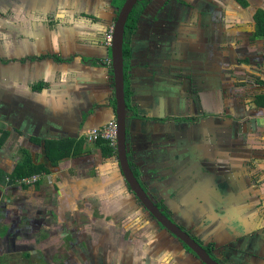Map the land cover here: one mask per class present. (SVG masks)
<instances>
[{
	"label": "crops",
	"instance_id": "1",
	"mask_svg": "<svg viewBox=\"0 0 264 264\" xmlns=\"http://www.w3.org/2000/svg\"><path fill=\"white\" fill-rule=\"evenodd\" d=\"M0 1V13L10 14L0 22V225L10 229L6 237L0 235V264H200L142 208L117 158L105 157L97 142L85 137L115 119L105 44L112 11L98 13L100 0H80L79 8L64 0ZM240 1L228 0L231 13H222L226 9L220 3L215 13H196L167 35L156 55L150 52L149 27L131 35L127 66L136 75L127 83L128 108L140 109L141 117L127 125V150L144 189L173 213L176 224L206 246L235 249L243 254L242 264H264V160H250L253 154L264 155V116L252 120L261 125L258 138L247 125L249 116L264 115V107L255 101L254 113L241 106L235 113L239 118L228 122L229 133L211 117L199 133L189 125H172L207 106L211 115L220 111L221 98L231 89L226 85L223 92L219 80L203 73L173 78L165 71L183 67L193 74L196 67H209L217 75L230 66L240 69L235 60L229 63L237 42L245 46L246 57L264 64V38L250 43L254 13ZM192 2L202 8L198 0ZM183 3H175L178 12ZM177 16L169 20L181 19ZM201 17L209 31L217 30L211 36L204 37ZM221 44L233 52L220 51ZM219 57L228 63L217 67ZM47 147L52 154L61 147L69 152L54 154L52 161ZM28 159L46 171L32 174L39 179L29 186L16 185L23 178L16 172ZM251 170L258 171L257 182ZM214 208L238 212L219 215ZM251 232L263 239L255 241L262 244V255L254 252Z\"/></svg>",
	"mask_w": 264,
	"mask_h": 264
},
{
	"label": "flooded vegetation",
	"instance_id": "2",
	"mask_svg": "<svg viewBox=\"0 0 264 264\" xmlns=\"http://www.w3.org/2000/svg\"><path fill=\"white\" fill-rule=\"evenodd\" d=\"M178 0H138L137 4L135 5V7L133 9H137V16H138V22H137V27L135 28V31L132 32V38L135 36H137L138 34V31H139V28L142 27V29L146 28V27H149L147 29L151 30L152 31V37L150 38L151 42L153 43V47H152V50L150 51L151 53L153 52V54L155 53V55L159 52V49L160 47L161 48H164L162 47L166 41V37L167 35H170L174 32V30H180L181 27H185L184 25H179L178 24V21H176V19H174V22H171V20H169V17L170 16H173L174 17H178L177 14L178 13H183L184 15H187L188 13H191L193 12L192 10V7L191 5H193V2L192 0H184V3L182 4V11L178 12L177 11V8L174 7L175 3L177 2ZM124 2V1H123ZM159 2L162 4L159 6ZM165 2V3H164ZM109 3H110V8H111V11L113 13L112 15V21L114 23L115 19H116V16L118 14L117 12V7L115 4H113V0H109ZM141 3L142 6L140 7H137V5ZM0 4H1V1H0ZM154 5V9L151 8V6ZM207 5H210V3H208ZM1 6V5H0ZM191 7V8H189ZM203 8V7H202ZM1 10V9H0ZM205 11V15H210L209 13H215V10L214 12L212 11V9H207L206 7L204 9H202ZM133 11V10H132ZM132 13V12H131ZM130 13V14H131ZM177 13V14H176ZM1 15H6V13H0V17ZM114 18V20H113ZM1 19V18H0ZM204 18H203V27H202V31H203V34L205 35L204 37L206 36H211V34L215 33L216 31L214 32H211L208 30V28L206 27V25H204ZM199 21V19H198ZM210 21V20H209ZM1 24H3L2 21H0ZM200 22V21H199ZM112 23V25H113ZM127 23V22H126ZM0 24V25H1ZM143 24V25H142ZM126 27V26H125ZM146 29V30H147ZM186 29V28H184ZM183 29V31H184ZM145 30V29H144ZM226 32V31H225ZM224 34V31L221 32ZM125 35V34H124ZM155 36V38H154ZM139 37H140V34H139ZM219 39V38H218ZM130 41V39H129ZM128 41V43H129ZM154 55V56H155ZM220 59V57H219ZM221 61V60H220ZM219 61V62H220ZM126 62V61H125ZM128 62V61H127ZM127 62H126V65H125V73L126 75L128 76H134L136 75L135 71L132 69L130 70L131 68H129L127 66ZM218 62V63H219ZM109 65H111L110 63H108ZM172 65V64H171ZM216 66V65H214ZM217 66H220V63L217 64ZM111 69V68H110ZM161 69V68H160ZM200 69H203V70H206V73H204L203 71H200ZM211 68H198L196 67L195 68V71H197V73H193V74H190L188 72V70H185L183 67L181 68H173L171 66H169L168 69H165L166 71V74L170 77H173V78H176V77H185V76H199L200 73H203L204 77H208V78H214V80H219V77H220V73H218L217 75H215V73L211 72L210 70ZM157 71L159 70V68L156 69ZM155 74L157 72H154ZM129 82V78L128 80L126 81V83ZM226 84L222 83V86L225 87ZM220 86H221V83H220ZM189 88H191L190 86V82H189ZM225 96L223 98L227 99L226 102H228V99H230L231 97L230 96H226L227 93H224ZM232 99V98H231ZM129 100V99H128ZM127 100V101H128ZM127 104H129V101L127 102ZM256 107H258L256 105ZM129 120H128V124H130V122H132L135 118H140L141 115H140V109H132L131 106H129ZM210 107L207 106L204 108L203 112H198L196 115H193L191 117H184V121L189 119V122L191 123H196V122H200L202 123L203 125H206L208 119H210L211 117V122H215V120L213 119H219L220 122H221V128L223 127H226V126H230L229 128H227L226 130L225 129H221L227 133H229V130H231V127H232V123L229 125L228 122L229 121H233L234 117L232 114V111H230V107H224V105L222 106V109H226L227 111V114H224V115H228V112H230V114L228 116H225L223 119L222 118H219V114L223 113L221 112L222 109H220V111L218 112H214V114L211 115L210 113ZM224 111V110H223ZM208 116L210 115V117H204V116ZM215 115V116H214ZM232 115V116H231ZM214 117V118H213ZM230 119V120H229ZM204 120H206V122H204ZM128 137V136H127ZM128 139V138H127ZM129 159V158H128ZM133 169V168H132ZM133 172L135 173V175L138 177V171L137 169L135 170V168L133 169ZM210 182V181H209ZM149 195V194H148ZM150 196V195H149ZM151 197V196H150ZM152 201L161 209V211L171 220L174 221V217H173V213L170 214L169 213V210L163 208V206L161 204H159V202L153 200V198H151ZM139 200V199H138ZM139 203L141 204L142 208H144V210L148 213V215L157 223V221L153 218V216L145 209L144 205L139 201ZM229 209V208H228ZM213 210V209H212ZM214 212H216L217 214L219 215H235L238 211L236 209L234 210H229L228 212H226L225 210H221V209H218V208H214L213 210ZM197 212H200L199 210ZM200 217H198L199 219ZM175 222V221H174ZM238 221H236L237 223ZM176 223V222H175ZM178 225V224H177ZM179 226V225H178ZM181 227V226H180ZM163 228V227H162ZM183 230H185L197 243H199L204 249L205 251L210 255L211 258H213L218 264H242L239 260L242 259L243 257V254H239L238 251H236L235 249H231V252L230 251H226L225 248L226 246L222 245V244H217V243H211L209 244L208 246H206L205 242L203 240H201L198 236H196L195 234H192L191 230L187 231L186 229H184L183 227H181ZM235 228H237L235 226ZM164 229V228H163ZM196 229V228H195ZM251 229V228H250ZM260 231V230H259ZM258 231V232H259ZM168 232V231H167ZM254 232V231H253ZM251 232V234L253 235L251 238V243H254L256 244L255 248H254V252L255 254H258V255H262V244L261 243H255L256 240L259 239V241H262L263 239H261L258 234H255ZM169 233V232H168ZM170 234V233H169ZM171 235V234H170ZM246 239L249 238L250 236L249 235H246L245 236ZM174 238V237H173ZM178 240V239H177ZM180 241V240H179ZM181 242V241H180ZM182 245L184 246V249L186 250V252L192 256H194L199 262L200 264H203L200 259L183 243L181 242ZM253 244V245H254ZM240 255V257H238ZM239 258V259H238ZM245 264H249V261L246 260V263Z\"/></svg>",
	"mask_w": 264,
	"mask_h": 264
},
{
	"label": "rangeland",
	"instance_id": "3",
	"mask_svg": "<svg viewBox=\"0 0 264 264\" xmlns=\"http://www.w3.org/2000/svg\"><path fill=\"white\" fill-rule=\"evenodd\" d=\"M64 1H65L66 5H68L69 3L72 2V3H75V6L77 8H79L81 6L80 0H64ZM157 1H159V0H157ZM162 1H164V0H162ZM214 1H215V4L213 5ZM214 1L210 2V0H208V1H204V0L200 1V0H198V3H200L201 7H203V8H201V9L199 8L200 9L199 10L198 8H196L195 6L192 5L193 7H195L194 9H192L193 12L188 13L187 15H184L183 13H179V16H181V19L177 18L178 19V24L186 26V24H189L193 20V16L196 13H202V9H204L205 7L207 9H209V10L212 9L214 6L217 7L219 5V3L223 6L221 8L226 9V11H223L222 13H231L230 8H228V3H229L228 0H214ZM236 1H240V0H236ZM96 2L99 3L98 1H96ZM117 2H118V0H117ZM240 2L241 3L243 2V4H245L244 5L245 9L251 8V13H254V14H256L258 10L262 9V8H259L258 5L264 6V0H242ZM208 3H210V5H207ZM162 4L159 2V6L162 5ZM109 5H110L109 0H100L98 9H96V11L98 13H103V11L105 12L107 9H109V11H110L111 8H110ZM140 6H142L141 3H139L137 5V7H140ZM151 8L154 9V5H152ZM189 8H191V7H189ZM214 10L215 9L213 8L212 11L214 12ZM263 11H264V9H263ZM216 13H217V11H216ZM232 13H234V10L232 11ZM254 14L251 17V22L253 20V25L255 24V20H254L255 16H254ZM9 17H10V14H8V13H6V15H1L0 21H3L4 19L7 20V19H9ZM200 20H203V18L201 17ZM245 21H248V20L246 19ZM3 32H4V26L0 25V41H2V39H3L2 38ZM254 32H255V29H254ZM257 38L258 37H256L255 33H254V35L252 37L253 41L250 42V43H252V45H254L255 44L254 40L257 39ZM220 46H221V50L220 51L225 50L227 52V50H228V51H230V53L233 52V50L227 49L225 44H221ZM234 47L236 48V51H234L236 56L233 57V55H230L231 56V60H230L229 63H232L235 60V63L237 65H240V69H238V68L236 69V68L230 66V70L229 71L226 70V68L223 71H220V77H219L220 83H225L226 82V85H228V87H230L231 90H229V92H230L229 96L232 98V100L230 98V99H228V102H226L227 99L222 97L221 98V102H220L219 105L220 106L224 105V107H226V109H227V107H230V111H232V114H234L233 117L235 119H237L239 117L235 113L238 112V109L241 106H244L246 109L252 108L251 110L255 113V111H254L255 108L252 105H253V103L255 104V101L257 100L256 96L261 95L262 93H264V83L263 84L261 83L264 80V75L261 78H260V75H259L260 74V70L264 71V64L262 63V60H260V58H258V57L257 58L253 57L252 61L248 57H246L248 52H244L245 48H243V47H245V46L243 44H239L237 42V43L234 44ZM263 57H264V54H263ZM219 61H220L219 62L220 63V67L223 64L228 63L227 59L225 60V62H223L221 57H220ZM251 62H253V63H251ZM200 70H203V69H200ZM205 80H206L205 78L202 79L203 82ZM226 90H227V87H226ZM226 109H222L221 112H223V113H221V114H219L217 116H219V118H222V119L225 116H228L229 114L228 115H224V114H227V112H225V111H227ZM263 116L264 115H261V114L249 116L250 118L248 119L249 121H248L247 125H248V129L250 128L249 124L251 126L250 134L253 133V135H252L253 138H258L261 135V133L258 131L261 125L258 124V121H257V123L253 122V125H252V120L253 119L260 120V118L263 117ZM204 117H210V115H208V116L205 115ZM204 122H206V120H204ZM177 123L178 124H183L185 127H187L189 125L188 129L192 130L195 133H199L197 128H200V127L202 128V123H200V122L191 123V122L184 121V122L180 123V121L177 120L176 122H172V125L177 124ZM205 127H206V125H204V128ZM229 127L230 126H226V127L221 128V129H225L226 130ZM183 131H186V130H183ZM186 133L187 132H184V134H186ZM15 156H16V157H14L15 160H16L15 162L20 160L19 159V155H15ZM259 156H260L259 154L258 155L257 154H253L252 155V159H250V160H252V162H254V161H263L264 160V155L261 154V156L260 157ZM258 165L259 164L257 163V168H258ZM257 172L258 171L253 172L251 170V173H250V175L253 178V181L255 180L254 182H257V180L260 179V177H258L259 173H257ZM259 183L261 184V180H260ZM16 185H21V186L27 185V186H29L31 184H23V183H20V182L17 181ZM22 218H24V217L21 216L19 219H22ZM14 225L17 227V224H14ZM1 226H2V224L0 225V235L6 237V235H4V234H5V232H8V230H10V229L7 230L6 227L1 228ZM10 228H12V227H10ZM18 229L21 230V228H18ZM2 230H4V231H2ZM8 264H12V263L8 262Z\"/></svg>",
	"mask_w": 264,
	"mask_h": 264
},
{
	"label": "water",
	"instance_id": "4",
	"mask_svg": "<svg viewBox=\"0 0 264 264\" xmlns=\"http://www.w3.org/2000/svg\"><path fill=\"white\" fill-rule=\"evenodd\" d=\"M138 0H124L112 26L111 46L109 47L111 70L115 99V120L117 124V162L120 174L124 177L132 193L144 205L157 223L174 238L183 242L203 264H218L205 249L197 243L185 230L169 219L152 201L139 178L133 172L128 159L127 132L129 108L125 95V60L123 52L124 34L127 19Z\"/></svg>",
	"mask_w": 264,
	"mask_h": 264
},
{
	"label": "trees",
	"instance_id": "5",
	"mask_svg": "<svg viewBox=\"0 0 264 264\" xmlns=\"http://www.w3.org/2000/svg\"><path fill=\"white\" fill-rule=\"evenodd\" d=\"M123 1L124 0H118V2H117V0H113V4L118 6L117 9L119 10V8L121 7ZM118 10H117V12H118ZM137 14H138L137 13V9H133L132 13L129 15V17L127 19V23H126V27H125L123 52H124V60L126 62H127L128 58L130 57L128 41H129V39L131 37L132 32L135 31V28L137 27V22H138ZM254 16H255V19H254L255 20V32H254L255 36L258 37V38H264V11H263V9L258 10L257 13L254 14ZM113 20H114V18H113ZM126 62H125V65H126ZM128 78H129V76L126 75V73H125V80L127 81ZM126 81H125V92H126L125 95H126V98L128 100L129 99V93H128V86H127ZM220 88L222 90L223 88H226V85L224 87V86H222V83H221ZM223 90H225L223 92H226V89H223ZM256 99H255L256 100V105L258 107H264V95H262V94L258 95V96H256ZM97 144L99 145V147L102 150L103 155L105 157L117 158V155L114 152L113 148L110 147L107 143L102 142L100 140V141L97 142ZM49 145H50V143H49ZM46 151H47V154H48L49 158L52 161H55V159L57 158V155H54V154H59V157L60 156L63 157V156L68 154L69 148L68 149L65 148V150H63L62 147L58 148L57 151L54 154L51 153L50 147H47ZM62 151H64V152L62 154H60ZM20 167H21V169L17 170V172H16V176L17 177L31 176L32 174H35V173H37L39 171H42V170L46 171L43 166H36L29 159L27 161H24V163L22 165H20L19 168Z\"/></svg>",
	"mask_w": 264,
	"mask_h": 264
},
{
	"label": "built area",
	"instance_id": "6",
	"mask_svg": "<svg viewBox=\"0 0 264 264\" xmlns=\"http://www.w3.org/2000/svg\"><path fill=\"white\" fill-rule=\"evenodd\" d=\"M105 44L107 47L111 46V31L109 32V35L106 37ZM109 63L111 64V60H109ZM117 124L116 120L110 121L107 125L101 127V128H93L91 129L86 135L87 142L96 143L98 141H102L107 143L110 147L113 148L114 152L116 153L117 150ZM39 179L37 175L26 177V178H20L18 182L23 184H32L36 182Z\"/></svg>",
	"mask_w": 264,
	"mask_h": 264
},
{
	"label": "clouds",
	"instance_id": "7",
	"mask_svg": "<svg viewBox=\"0 0 264 264\" xmlns=\"http://www.w3.org/2000/svg\"><path fill=\"white\" fill-rule=\"evenodd\" d=\"M113 26V25H112ZM110 31H112V27H110ZM109 48V47H108ZM111 60V59H110ZM117 154V153H116ZM30 177V176H29ZM23 178H25V177H23Z\"/></svg>",
	"mask_w": 264,
	"mask_h": 264
}]
</instances>
